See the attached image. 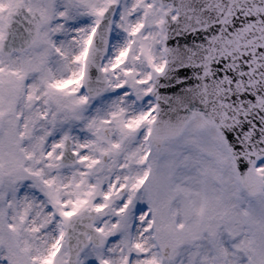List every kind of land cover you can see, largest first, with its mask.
<instances>
[{"label": "snow or ice", "instance_id": "1", "mask_svg": "<svg viewBox=\"0 0 264 264\" xmlns=\"http://www.w3.org/2000/svg\"><path fill=\"white\" fill-rule=\"evenodd\" d=\"M0 264H264V0H0Z\"/></svg>", "mask_w": 264, "mask_h": 264}]
</instances>
